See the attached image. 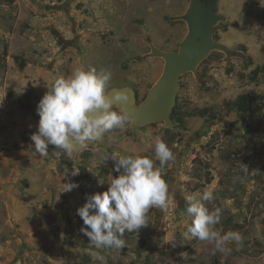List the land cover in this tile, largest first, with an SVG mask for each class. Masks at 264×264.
Returning <instances> with one entry per match:
<instances>
[{
    "label": "rangeland",
    "instance_id": "obj_1",
    "mask_svg": "<svg viewBox=\"0 0 264 264\" xmlns=\"http://www.w3.org/2000/svg\"><path fill=\"white\" fill-rule=\"evenodd\" d=\"M189 2L0 0V148L31 144L40 119V99L56 76H68L82 67L80 53L87 70L112 72L105 92L135 85L142 101L165 61L160 57L140 60L138 55L150 51V37L162 49L178 48L188 27L173 17L184 13ZM219 11L226 14L220 23L229 25L227 31L220 25V40L232 48L247 44L256 63H263L264 0H219ZM234 20L239 26L233 25ZM17 54L27 59L23 68L16 64ZM242 59L214 55L199 68L202 76L205 73L213 79L203 76L205 80L199 81L192 72L180 78L178 102L193 111L220 110L223 116L217 120L193 115L186 127L164 122L129 127V123L123 131L113 129L101 140L88 142L80 164L75 152L63 156L74 160L72 168L62 162V151L54 146L45 160L22 163L10 192V206L0 202V264H202L216 252L221 264H264V78L259 85L242 80L237 74ZM232 65L234 71L229 73ZM24 89L35 93V110L18 107ZM242 91L263 94L248 114L225 106ZM157 140L166 143L174 155L164 166L155 157ZM112 153L152 159L154 170L160 171L170 190L165 209H149V224L138 237L125 232L123 248H96L81 231L85 226L77 214L88 199L77 181L79 165L88 167L91 195L103 193L119 173ZM67 183L78 186L65 191ZM206 190L213 192L211 202L201 199ZM188 198L203 203L210 212L220 208V223L211 230L221 235L238 232L243 246L230 241L221 250L213 241L186 238L192 221L185 211ZM151 249L155 251L150 255Z\"/></svg>",
    "mask_w": 264,
    "mask_h": 264
},
{
    "label": "clouds",
    "instance_id": "obj_2",
    "mask_svg": "<svg viewBox=\"0 0 264 264\" xmlns=\"http://www.w3.org/2000/svg\"><path fill=\"white\" fill-rule=\"evenodd\" d=\"M112 79V72L95 68L75 69L70 75H58L40 99L37 113L40 117L36 131L31 134V144L23 154L30 158L46 157L49 145L71 156L74 152L88 146V142L102 139L105 133L124 130L130 123V117L122 111H113V102L126 103L130 96L126 91L109 98L105 89ZM155 157L161 166L174 160L173 152L162 140L155 143ZM60 152L57 153L59 155ZM109 158V156H108ZM114 176L108 189L88 197L87 202L77 209L85 227L82 232L96 247L123 248L124 233L140 230L149 222L147 214L152 207L165 209L168 200L169 185L159 170H154L153 160L141 156H117ZM122 169V171H121ZM75 175V172H73ZM65 191H71L78 185L67 183ZM201 199L211 202L212 191H204ZM186 213L192 217L185 237L200 241H213L223 250L227 242L243 246V237L234 231L223 235L211 230L220 223L221 209L209 211L203 203L186 199Z\"/></svg>",
    "mask_w": 264,
    "mask_h": 264
},
{
    "label": "water",
    "instance_id": "obj_3",
    "mask_svg": "<svg viewBox=\"0 0 264 264\" xmlns=\"http://www.w3.org/2000/svg\"><path fill=\"white\" fill-rule=\"evenodd\" d=\"M173 19L184 20L188 31L175 50L162 49L157 46L152 37L149 38L150 51L138 55L144 60L151 57L163 58L164 68L155 81L147 96L142 101L138 98V91L134 86L113 87L106 95L111 98L121 91H126L130 99L126 103L113 102V107L125 112L130 117L129 127L145 126L151 123L164 122L166 126L175 124L172 118L178 102V91L181 87L182 75L192 72L199 81L205 78L199 72L200 64L213 51H220L228 58H246L247 53L238 48H232L214 37L216 26L226 19V14L219 11V0H190L187 10ZM81 65H84L83 54ZM27 146L5 148L0 150V202L10 206V192L19 178V165L25 161L39 163L46 157L30 158L23 154ZM82 148L75 152L77 164L80 160Z\"/></svg>",
    "mask_w": 264,
    "mask_h": 264
},
{
    "label": "trees",
    "instance_id": "obj_4",
    "mask_svg": "<svg viewBox=\"0 0 264 264\" xmlns=\"http://www.w3.org/2000/svg\"><path fill=\"white\" fill-rule=\"evenodd\" d=\"M14 1V0H10ZM143 21L141 20V23ZM224 24V31H227L229 29V25H226L225 23H219L214 31V37L218 40L221 39L219 33L220 25ZM234 26H239V21L234 20L233 22ZM238 49L243 50L245 53H247V57L245 59H242V69L237 72L238 76L243 80L247 79L248 81L255 83L256 85H259L261 83V80L264 78V62L263 63H256L255 57L249 53V47L245 43H240L237 46ZM214 55H223L220 51H213L209 54V56L200 64L199 68L203 67ZM14 59L16 61V64L23 68L27 62L26 57L23 54H17L14 55ZM250 70L246 72L247 69ZM227 71L229 73H232L234 71V66H230L227 68ZM207 73V70H206ZM203 76L205 78L213 79L212 75H206L203 73ZM136 89L137 87L133 85ZM138 91V98H140V92ZM8 98H12L14 95L11 94V92L7 91ZM147 94H145L141 100L145 99ZM263 94L260 92H251V91H242L239 94H237L235 97L230 98L226 101L225 106L228 109L237 111L242 114H248L250 113L259 102L262 101ZM36 95L31 89H24L21 94L18 97V107L23 110H35V101H36ZM179 101V97H178ZM118 108L113 107V110H117ZM198 115L202 118H207L209 121L217 120L218 118L223 116V113L220 110H217L212 107H203L198 109L197 111H193L192 109L188 108L187 106L180 104L179 102L175 106V110L173 111L172 118L175 120V123H177L180 127H186L188 118ZM262 119L264 120V113L262 115ZM251 132V130L249 131ZM24 145L14 143L12 145V148L22 147ZM52 145H49L48 147V156L50 153V147ZM5 149V147H1L0 150ZM65 154L61 152V159L64 164H67L68 167L72 168L74 165V160L71 159H64ZM80 174L77 177L78 184L81 187V190L86 198L90 197L91 193L90 190L87 188V182L90 179L89 176V170L86 164L81 163L79 165ZM120 173H116V176ZM126 234L131 237H138L141 234V230H136L133 232H127ZM155 249H151L149 254L151 255ZM149 255V256H150ZM88 262L91 261L90 256L85 257ZM202 264H221V257L219 253H215L209 260V262H201ZM133 264V263H131ZM143 264H151L148 262H144Z\"/></svg>",
    "mask_w": 264,
    "mask_h": 264
},
{
    "label": "crops",
    "instance_id": "obj_5",
    "mask_svg": "<svg viewBox=\"0 0 264 264\" xmlns=\"http://www.w3.org/2000/svg\"><path fill=\"white\" fill-rule=\"evenodd\" d=\"M31 143H32V141H31ZM23 147V146H22ZM26 162V161H25ZM24 163V162H23ZM20 166V165H19ZM19 168V167H18Z\"/></svg>",
    "mask_w": 264,
    "mask_h": 264
}]
</instances>
